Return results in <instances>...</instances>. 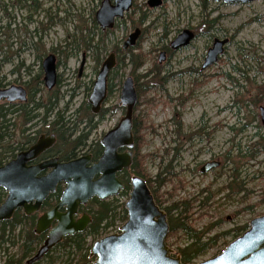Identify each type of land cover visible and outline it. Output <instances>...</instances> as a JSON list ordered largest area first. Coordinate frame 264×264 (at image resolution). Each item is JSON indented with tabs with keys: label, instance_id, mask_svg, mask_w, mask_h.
Returning a JSON list of instances; mask_svg holds the SVG:
<instances>
[{
	"label": "rangeland",
	"instance_id": "374dc122",
	"mask_svg": "<svg viewBox=\"0 0 264 264\" xmlns=\"http://www.w3.org/2000/svg\"><path fill=\"white\" fill-rule=\"evenodd\" d=\"M37 1L36 11L28 2L21 5L15 0H6L9 5L5 13L0 8V88L24 86L39 74L46 55L56 56L60 79L57 90L62 97L47 123L43 125L39 116L33 130L48 129L56 109L67 105L70 114L87 102L91 90L87 92L86 85L95 80V68L100 65L96 66L95 52L84 48V41L90 37L94 43L98 40L105 58L115 47L121 49L128 34L139 28L141 35L131 50L138 55L134 75L141 90L135 115L146 125L140 132L139 156H145L143 168L149 179L166 164L171 166V174L162 175L163 183H153L162 205L189 201L185 224L201 236V241L264 214V148H251L257 141L254 134L264 135L259 110L264 107V0L247 4L161 0L156 7H149L147 0H133V8L100 36L98 25V30L92 27L91 16L94 18L101 0ZM184 29L194 38L188 45L170 50V42ZM214 38L227 42L217 61L202 70ZM166 47L169 51L159 62V54ZM123 58L121 64L116 58L117 72L110 75L112 93L105 107L111 109L92 130L88 143L99 140L124 113L119 94L132 65L127 54ZM155 75L165 80L158 82ZM77 84L78 93L69 98V89ZM41 87L44 98L47 91L43 84ZM71 120H76L75 116ZM207 161H218L219 166L201 173L199 169ZM205 196H209L207 200ZM116 198L117 204H123L127 195L118 194ZM170 234L165 243L175 253L191 241L181 231ZM41 236L35 251L44 239ZM233 239L232 235L220 237L198 261L219 254ZM5 246L9 254H16L17 246ZM0 264H4L2 256Z\"/></svg>",
	"mask_w": 264,
	"mask_h": 264
},
{
	"label": "water",
	"instance_id": "95a60500",
	"mask_svg": "<svg viewBox=\"0 0 264 264\" xmlns=\"http://www.w3.org/2000/svg\"><path fill=\"white\" fill-rule=\"evenodd\" d=\"M229 4H247L254 0H213ZM161 0H147L149 7H156ZM132 0H102L94 14V19L101 30L112 28L115 19H120L129 11ZM140 29L135 28L122 42V50L133 47ZM193 38L190 30L184 29L169 44L177 50L189 44ZM226 39L214 38L208 48L200 69H205L217 61L223 52ZM165 57L160 52L158 61ZM115 65L114 53H109L101 63L87 102L91 112L97 114L107 95V78ZM43 83L47 90L56 84V60L53 54L46 55L42 62ZM26 92L22 86L0 88V102H22ZM137 102V93L131 76H126L121 84L119 104L124 114L116 125L100 138L102 152L90 163L91 156L84 155L68 161H59L51 157L37 164H28L39 154L52 147L54 135L41 136L29 149L21 151L8 162L0 165V188L7 195L0 204V222L9 220L18 209L29 215L37 212L43 201L54 193L57 185L64 187L58 203L42 213L35 222L34 233L47 232L45 239L35 254L25 263L41 260L53 247L66 236L83 232L90 222L86 214L74 216L79 206L86 205L92 198L105 201L117 196L123 183L117 173L126 169L132 162L130 149L133 145L132 115ZM261 122L264 124V107H260ZM119 149H124L118 152ZM90 163V164H89ZM219 166L218 161L206 162L200 172L204 173ZM48 170L45 174L41 172ZM130 191L124 208L126 221L119 227V232L105 235L95 240L89 256L94 257L92 264H183L179 257H172L165 244L168 224L165 212L154 202L145 180L139 176L130 177ZM64 207V211H59ZM56 222L52 227L51 224ZM192 264H264V214L249 221L248 228L231 241L218 255Z\"/></svg>",
	"mask_w": 264,
	"mask_h": 264
},
{
	"label": "trees",
	"instance_id": "16d2710c",
	"mask_svg": "<svg viewBox=\"0 0 264 264\" xmlns=\"http://www.w3.org/2000/svg\"><path fill=\"white\" fill-rule=\"evenodd\" d=\"M23 1L15 0L16 3H20L21 5H25V2H28V6L32 7L34 11L39 8V2L37 0ZM57 1L60 2L61 0ZM13 4V1L10 2V5ZM8 5L9 4L6 2V0L5 2L0 0V8L2 12H6ZM58 11L59 9L57 7L56 12ZM49 20H52L51 16H49ZM91 22L92 27L97 29L98 27L93 16H91ZM108 31L109 30H100L97 34L100 36ZM98 42L99 41L97 40V42L94 43L92 37H90L84 41L83 45L84 48L91 49L93 52H95L96 66L100 65L104 59L100 52L101 50H99L100 43ZM70 45L71 44H67V46ZM132 49L133 48L124 52L120 48L115 47L114 53L120 64L123 63V57H126L127 54L129 63L132 65L130 76H134L133 80L135 83V90L137 93V98H139L141 94V90L138 88L139 80L138 76L134 75L137 68L138 55L132 54ZM165 49L166 51H169L168 47ZM39 69L40 72L38 75L33 77L27 83H24V87L28 91V98L26 102H5L0 104V165L5 163L10 158H13L18 151L24 149L27 145L33 142L37 138L38 134L42 132L50 133L55 137V144L48 152L47 156H55L59 161H68L77 156L78 153L87 151V153L90 154L91 159L95 161L100 156L102 147L99 143V140H93L92 142L88 143V137L92 130L95 129L99 122L103 119L104 115L109 113V109H111L105 107V103L112 93L110 75L117 72V64H115L109 73L107 79V95L98 114H92L90 106L87 102H85L81 108L76 109L70 114H68V106L65 105L62 110L56 109L54 111L53 118L49 120L48 129L46 130L44 127L43 130L42 128L33 130L35 124L37 125L35 119L41 116L39 120L43 123V125H45L47 123L46 119L48 118L49 113L52 112L54 108H57V102L61 99L62 94H59L57 90L60 86V79H58L55 88L47 91L43 98V95L41 94L43 91V88L41 87L43 84L41 78V68ZM95 73H97L96 68ZM147 76L148 74L143 75V77ZM156 76L157 75H155V79L158 80V82H163L165 80V77L158 78V76ZM91 85L92 81L86 85L87 92L91 90ZM148 87L149 86H147V88ZM69 91L72 90L69 89ZM38 94H41L40 98L37 97ZM73 96L74 94L71 92L69 98ZM43 99L45 101H43ZM136 106H138V100L133 109L132 116V162L127 169H123L121 172L117 173V178L123 183V189L119 194L128 195L130 190L129 181L132 175L143 178L153 196L154 202L166 214L168 235L170 233H174L175 231H181L191 239L190 242L179 248L177 252L180 255V261L183 264H191L198 260L203 255L205 250H207L209 247H212V245L215 244V242L220 237L232 235V237L235 239L248 228V224H245L242 227H235L231 230L223 232L219 236L201 241V236H199L198 233L193 232L185 224L187 216L184 213L186 212V208L188 209L190 206L189 201L182 200L175 203L173 202L168 206L162 205V202L156 195V190L153 186V183H157L158 185L163 183L165 178L162 177V175H166L168 173L171 174V166L168 163L166 166L161 167L153 179H149V177L145 175V170L143 168L145 156H139V153L142 143V136L140 135V132L146 128V125L138 118V116L135 115ZM72 116H75L76 120H71ZM80 125L82 126L79 127ZM31 129L33 131L28 132ZM254 137L257 138V141L252 144L251 148L253 149V147L256 146L264 148V135L256 132ZM172 150L176 152L177 147L172 148ZM224 157L225 160L228 159V154ZM233 170L234 169H231V172ZM60 191L61 187L58 186L56 192L49 196L50 199H57ZM4 197L5 192L0 188L1 202L3 201ZM208 197L205 196V199L207 200ZM116 199V197L105 201H99L96 198L91 199L86 205L88 213L90 214L91 222L85 231L71 236H66L41 260L33 264H91L93 258L89 257V249L91 246L89 241L92 240L93 242L99 237L117 232L119 225L126 220L127 214L124 208V203L117 204ZM34 222L35 215L26 216L21 211H16L11 219L0 222V256L4 257V264H22L23 260L32 256L33 252L35 251V247L42 239L41 235H36L33 232ZM17 228L18 230L20 228V230L17 232V234H15L14 231ZM5 245L12 247L17 246L16 254H9L8 246Z\"/></svg>",
	"mask_w": 264,
	"mask_h": 264
},
{
	"label": "flooded vegetation",
	"instance_id": "af4514ba",
	"mask_svg": "<svg viewBox=\"0 0 264 264\" xmlns=\"http://www.w3.org/2000/svg\"><path fill=\"white\" fill-rule=\"evenodd\" d=\"M23 1V0H22ZM102 1V0H101ZM101 1H100V3H101ZM24 2V1H23ZM111 2H112V0H111ZM99 6H100V4H99ZM133 0H132V5H131V7H130V9H129V11L133 8ZM128 11V12H129ZM127 13V12H126ZM125 13V14H126ZM95 14V13H94ZM124 14V15H125ZM124 17V16H123ZM122 17V18H123ZM122 18H120V19H115V21H114V24L116 23V22H118L119 20H121ZM95 20V19H94ZM96 23V22H95ZM97 24V23H96ZM114 26V25H113ZM99 27V26H98ZM113 28V27H112ZM112 28H109V29H105V30H110V29H112ZM99 29L101 30V28L99 27ZM135 29V28H134ZM133 29V30H134ZM105 30H101V31H105ZM141 31V30H140ZM140 35H141V33H140ZM140 37V36H139ZM193 38H194V34H193ZM192 38V39H193ZM137 43V42H136ZM136 45V44H135ZM134 45V46H135ZM133 46V47H134ZM133 47H131V48H133ZM131 48H128V49H131ZM127 49V50H128ZM121 50H122V44H121ZM127 50H122V51H124V52H126ZM165 54L167 53V51H166V49L165 50H162ZM114 53V52H113ZM52 54V53H51ZM54 56H55V54H53ZM114 56H115V53H114ZM105 59V58H104ZM103 59V60H104ZM43 60V59H42ZM55 60H56V56H55ZM103 60H102V62H103ZM42 62V61H41ZM101 62V63H102ZM83 64H84V61H83V59H82V61H81V64H80V67H79V73H78V77H80V73H81V71H82V68H83ZM115 64H116V56H115ZM101 65V64H100ZM115 66V65H114ZM56 67H57V62H56ZM40 68H41V66H40ZM112 70V69H111ZM98 71V70H97ZM41 72H42V68H41ZM43 73V72H42ZM110 73V72H109ZM97 74V73H96ZM57 77H56V82H58V79H59V77H58V75H56ZM108 76H109V74H108ZM133 78V77H132ZM108 79V78H107ZM134 81V80H133ZM42 82H43V76H42ZM92 83H93V81H92ZM57 84V83H56ZM122 84V83H121ZM80 85V84H79ZM79 85L77 84V86L75 87V88H72V89H70V90H72V91H70V93L72 92L73 94H77L78 93V91H76L78 88H79ZM20 86H22L23 88H24V90H25V92H26V100H27V98H28V91L26 90V88L23 86V85H20ZM43 86H44V83H43ZM134 86H135V83H134ZM91 87H92V85H91ZM51 90V89H50ZM50 90H47L46 89V91H50ZM87 91V90H86ZM90 94V93H89ZM39 96V94L37 95V97ZM89 96V95H88ZM88 98V97H87ZM26 100L24 101V102H26ZM137 100H138V98H137ZM101 107H102V105H101ZM100 111V110H99ZM98 114V113H97ZM114 127V126H113ZM111 129V128H110ZM33 130L31 129V130H29L28 132H32ZM199 132H193V135H196V134H198ZM49 135H51L50 133H39L38 134V136H37V138L33 141V142H31L29 145H27L24 149H22V150H20V151H25V150H27V149H29L32 145H34L39 139H40V137L41 136H44V137H47V136H49ZM55 144V143H54ZM54 144H53V146H54ZM53 146L52 147H50V148H48L46 151H44V152H42L41 154H39L33 161H31L30 163H28V164H37V163H39V162H41V161H43V160H46V159H49V158H51V157H54V156H47V154H48V152L53 148ZM133 147V146H132ZM20 151H18L17 153H19ZM122 151H124V149H119L118 150V152H122ZM131 151V153H132V156H133V151L132 150H130ZM16 153V154H17ZM15 154V155H16ZM90 155L89 153H87V151L86 152H80V153H78L77 154V156H75L74 158H78V157H82V156H84V155ZM15 157V156H14ZM13 157V158H14ZM13 158H10L9 160H11V159H13ZM73 158V159H74ZM9 160H7V161H9ZM93 160L91 159L90 160V163L92 162ZM210 161V160H209ZM89 163V164H90ZM206 163V162H205ZM200 170V169H199ZM48 170H46V171H44V172H41L39 175H43V174H45L46 172H47ZM59 187H61L62 188V184H60V185H58ZM57 186V187H58ZM51 195V194H50ZM50 195H48L47 196V198L43 201V203H42V205L40 206V208L38 209V211L37 212H33V213H31V214H29V215H27V214H25L24 213V211H23V209H18V210H16V211H21L24 215H26V216H30V215H35V222H36V220H37V218L42 214V213H44L45 211H47V210H49L50 208H52V207H54L57 203H58V201H59V196H58V198L57 199H50ZM60 195V194H59ZM5 196H6V192H5ZM88 204V203H87ZM86 204V205H87ZM86 205H84V206H80L79 208H78V212H77V215H75L74 217L75 218H78L79 216H81L82 214H86L89 218H90V214L88 213V209L86 208ZM15 211V212H16ZM59 211H64V207H62V208H60L59 209ZM15 212H13V214L15 213ZM13 214H12V216H13ZM12 216H11V218H12ZM10 218V219H11ZM91 219V218H90ZM35 222H34V227H35ZM56 222L54 221L52 224H51V227L55 224ZM34 229V228H33ZM41 235H43L44 236V238L46 237V235H47V232H45V233H42ZM170 251H171V255L173 256V257H179L180 258V255L178 254V253H175L174 252V250H172V249H170ZM217 255V254H216ZM216 255H214V256H216ZM204 255H202L201 257H203ZM214 256H212V257H214ZM32 257V256H31ZM200 257V258H201ZM212 257H210V258H212ZM199 258V259H200ZM210 258H206V259H204V260H207V259H210ZM29 259V258H28ZM27 261V259H25V260H23V262H22V264H26L25 262ZM31 264H33V263H31Z\"/></svg>",
	"mask_w": 264,
	"mask_h": 264
}]
</instances>
